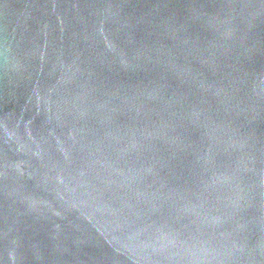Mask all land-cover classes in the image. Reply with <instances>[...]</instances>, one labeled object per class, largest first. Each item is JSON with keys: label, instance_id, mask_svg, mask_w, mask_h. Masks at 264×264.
Returning <instances> with one entry per match:
<instances>
[{"label": "water", "instance_id": "water-1", "mask_svg": "<svg viewBox=\"0 0 264 264\" xmlns=\"http://www.w3.org/2000/svg\"><path fill=\"white\" fill-rule=\"evenodd\" d=\"M0 264H264V0H0Z\"/></svg>", "mask_w": 264, "mask_h": 264}]
</instances>
